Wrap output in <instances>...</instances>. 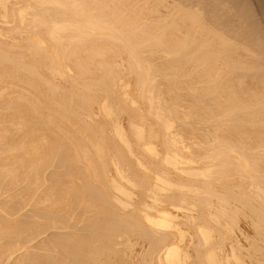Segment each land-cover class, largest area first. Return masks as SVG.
<instances>
[{
  "label": "bare ground",
  "instance_id": "1",
  "mask_svg": "<svg viewBox=\"0 0 264 264\" xmlns=\"http://www.w3.org/2000/svg\"><path fill=\"white\" fill-rule=\"evenodd\" d=\"M140 1L0 0V264H264V89Z\"/></svg>",
  "mask_w": 264,
  "mask_h": 264
},
{
  "label": "rangeland",
  "instance_id": "2",
  "mask_svg": "<svg viewBox=\"0 0 264 264\" xmlns=\"http://www.w3.org/2000/svg\"><path fill=\"white\" fill-rule=\"evenodd\" d=\"M139 1L140 0H138V2ZM141 1H142V3H145V2H143V0H141ZM164 1L167 2V0H164ZM170 1L172 4L169 3L170 5H168V7H171L170 8L171 11H169L168 10L169 8H166V6H165V4L167 5L168 3L163 2L164 3L163 7H165L164 9L162 6H159V4H158V6L153 5V7L157 6L160 10L158 8L157 9L159 11H161V13H159L157 10L155 11V12H157V14L152 11L153 14L154 13L156 14L154 16L152 14V16L155 18V16L158 15V17L160 18L161 15H163V16L166 15L165 17L167 18V16L170 17L171 15L166 14V9H167V11H169V13L171 12V14H172V13H176V11H175L176 8H181L182 11L185 13L193 12V15H195V14L198 15L201 12V15H199L198 17L201 16V19H202L201 23H202V26H204L203 28H205L204 33H206V35L209 34V36H211V37L215 36L216 38L215 37H213V38H215L216 40L218 39L217 42L223 41L222 43L225 42L224 44L228 46L227 47V46L223 45L224 49L221 50L222 58L226 60L225 57L229 58V57L236 56L237 59L235 57L234 58L236 60L239 59V63L237 64V66L240 65V67H237L236 65L230 66L231 69L229 68L228 69L229 72H227L228 76L229 77L232 76L231 77L232 80L234 78V80L236 82L241 83L242 85L244 84L242 87H243L244 91H247L246 93L248 95H252L258 89H261V88L264 89V0H173V1L169 0V2ZM149 2H150V0H147V2H146L147 4L146 3L144 4L145 7L149 6ZM152 3L150 2V4H152ZM153 4H156V3H153ZM160 5H163V4H160ZM172 5H175L174 6V7H176V8H174L175 10H172L173 9ZM161 8L164 11H162ZM173 11H175V12H173ZM151 13H149V14H151ZM173 15L174 14H172V16ZM191 15H192V13H191ZM151 18L152 17H150V19ZM154 18L151 21H154ZM159 18L157 19L158 21H160V20L162 21L164 19L163 17H161V19L159 20ZM201 19L199 18V21ZM152 23H155V22H152ZM188 24L190 25L189 27H191L193 30L195 29L191 23H188ZM205 26H207V27H205ZM211 32H213V33H211ZM184 33H181L182 37H184ZM212 34H214V35H212ZM220 36H222V37H220ZM217 42L215 41V43H217ZM229 45H230V48H229ZM197 53L198 52L196 51V53L194 52L193 55L195 56V54L197 55ZM241 65H243V66H241ZM234 67H235V69H234ZM230 70H231V72H230ZM262 104H264V103H262ZM52 167H54V168H52ZM52 167L46 168V170H45V181L46 182L42 183V185H48L49 184V182L51 181V178H52V176H51L52 172L53 173H59L62 170L61 167H60L61 168L60 169L55 164ZM54 169H55V171H53ZM56 169L58 172L56 171ZM48 170H50V171H48ZM48 178H50V179L48 180ZM0 179H1V182H0L1 183V186H0V203H3L4 200H5L4 203H6V199L7 200L10 199L6 204L11 205L10 203L14 202L11 206L16 208V205H17V209L20 211V212H18V210H17L15 213H13V214L9 213L11 215H9V214L7 215V212L0 210V213H1L0 215L5 216V214H6L8 217H16V215L19 213V215H21L22 218H24V217L29 218L31 216L32 212L35 211L34 208L35 207L37 208L36 205L34 206V203H32L33 201H31V199L29 201V198H31V197H29V198L27 197V199H24V201H26V200L29 201L27 204V201L24 202L22 200L23 198H21L18 195L20 193L19 191H21V190H19L22 187L21 184H19V185L17 184V186L15 185L14 187H12L13 189L10 188V189H8V191L7 190L4 191L5 189H4V187H2L3 186L2 176H0ZM17 192H18V194H17ZM16 194L20 198L19 197L15 198ZM2 197L4 198V200L2 199ZM14 199L16 202L14 201ZM20 202H23L24 204L21 203L22 204L21 205ZM25 203H26V207H24ZM20 207L22 208L21 210H20ZM29 209H30V211H29ZM3 212H5V214H3ZM23 213L25 214L24 216H23ZM49 231L50 232L52 231V232L50 233ZM61 232L63 233V231H61ZM62 233L60 234L59 229H56V231L54 229L53 230L52 229L46 230V231L38 234L39 237H37L38 236L37 235L36 236L37 238L35 237L36 239L33 238L32 242L29 241V242L25 243L24 249L28 250L29 252H31V251L35 252L40 247V243H41L42 239L45 242L46 240H49L50 237L56 238V236L62 235ZM50 239H52V238H50ZM33 242H34V244H33ZM35 242H36V244H35ZM38 242H40V243L38 244ZM26 245H28V248ZM32 247H34L35 249ZM32 249L35 251H33ZM40 250L41 249H39V251ZM17 252L18 251H16L15 253H17Z\"/></svg>",
  "mask_w": 264,
  "mask_h": 264
}]
</instances>
